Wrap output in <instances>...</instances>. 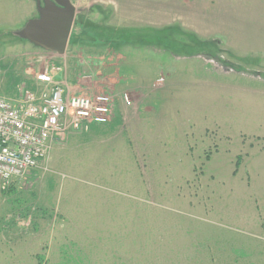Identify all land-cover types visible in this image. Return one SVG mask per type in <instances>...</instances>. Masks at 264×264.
<instances>
[{
  "label": "rangeland",
  "instance_id": "1",
  "mask_svg": "<svg viewBox=\"0 0 264 264\" xmlns=\"http://www.w3.org/2000/svg\"><path fill=\"white\" fill-rule=\"evenodd\" d=\"M73 1L59 55L16 35L36 0H0V97L53 70L111 97V121L129 90L132 112L0 180V264H264V0H174V26L145 31L112 28L114 0Z\"/></svg>",
  "mask_w": 264,
  "mask_h": 264
},
{
  "label": "built area",
  "instance_id": "2",
  "mask_svg": "<svg viewBox=\"0 0 264 264\" xmlns=\"http://www.w3.org/2000/svg\"><path fill=\"white\" fill-rule=\"evenodd\" d=\"M36 80L45 87L26 91L18 103L0 97V180L5 187L38 168L53 139L68 130L107 124L114 114L109 96L72 95L66 83L48 72ZM124 100L131 104L127 95Z\"/></svg>",
  "mask_w": 264,
  "mask_h": 264
},
{
  "label": "crops",
  "instance_id": "3",
  "mask_svg": "<svg viewBox=\"0 0 264 264\" xmlns=\"http://www.w3.org/2000/svg\"><path fill=\"white\" fill-rule=\"evenodd\" d=\"M37 1V0H36ZM72 3L77 7V4L75 3L76 1L71 0ZM118 3V6L112 4V10L115 12L116 16L120 15L119 18H121L122 23H126L125 27H118V26H111L112 28L116 29H123L125 31H131V30H141L145 31V29H151V28H160V29H165L167 27H172L174 26V23L176 22L174 18L178 14V11L176 9L177 5L174 2V0H114ZM97 12L99 9H103L101 5L96 6ZM99 11L98 13H100ZM29 17V16H28ZM25 17L23 21L26 20V22L31 18V17ZM25 22V23H26ZM26 24H24L22 27H24ZM107 26V27H109ZM73 32V31H72ZM72 36V34H71ZM71 40V37H70ZM68 43L67 50L71 47V43ZM82 41V39H81ZM83 42V43H82ZM81 43H78L77 45L73 44V46H91V45H96L92 44L89 40L82 41ZM33 46V45H32ZM35 47V46H34ZM37 48V47H35ZM66 50V52H67ZM65 52V53H66ZM96 62L95 64H97ZM98 65V64H97ZM47 72V71H46ZM48 73H51V75L54 77V79L57 82H63V77L64 75L61 73H54V71L50 70ZM119 73V72H118ZM38 74V73H37ZM80 72L78 71L75 72V74H71L69 77H80ZM66 77V75H65ZM121 77V76H120ZM253 78V77H249ZM258 78V77H255ZM262 81H264V78H261ZM64 83V82H63ZM66 83V82H65ZM31 87L35 88L36 86H39V89L41 90L43 87H45V84H41L36 80V77L34 78V81L30 82ZM166 86L160 85L157 86V89H165ZM132 92L134 90L130 89ZM126 90L125 93L127 94ZM119 102V103H118ZM118 106H117V111L115 113V118L113 120L106 124V126H111V125H118L120 121L125 122V118L127 115H130L132 112L131 108L126 106L124 102L118 101ZM105 125H97L96 127L93 125L91 126L89 132L92 131H100L103 129V127H106ZM102 127V128H101ZM88 132V131H87ZM34 171V170H33ZM18 180L13 181L12 185L16 183Z\"/></svg>",
  "mask_w": 264,
  "mask_h": 264
},
{
  "label": "water",
  "instance_id": "4",
  "mask_svg": "<svg viewBox=\"0 0 264 264\" xmlns=\"http://www.w3.org/2000/svg\"><path fill=\"white\" fill-rule=\"evenodd\" d=\"M38 17L16 32L21 39L45 51L63 55L77 16L71 0H37Z\"/></svg>",
  "mask_w": 264,
  "mask_h": 264
},
{
  "label": "trees",
  "instance_id": "5",
  "mask_svg": "<svg viewBox=\"0 0 264 264\" xmlns=\"http://www.w3.org/2000/svg\"><path fill=\"white\" fill-rule=\"evenodd\" d=\"M80 26H81V27H80ZM168 28H171V27H167V28H165V29H168ZM75 29H79V30L83 31V30H82V25H78V26H76ZM124 31H125V30H124ZM149 34H152V33H149ZM80 40H81V39H80Z\"/></svg>",
  "mask_w": 264,
  "mask_h": 264
}]
</instances>
